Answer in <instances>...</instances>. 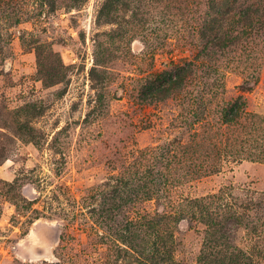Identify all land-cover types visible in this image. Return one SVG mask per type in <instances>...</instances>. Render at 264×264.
I'll list each match as a JSON object with an SVG mask.
<instances>
[{
	"label": "rangeland",
	"instance_id": "1",
	"mask_svg": "<svg viewBox=\"0 0 264 264\" xmlns=\"http://www.w3.org/2000/svg\"><path fill=\"white\" fill-rule=\"evenodd\" d=\"M0 264H264V0H0Z\"/></svg>",
	"mask_w": 264,
	"mask_h": 264
},
{
	"label": "trees",
	"instance_id": "2",
	"mask_svg": "<svg viewBox=\"0 0 264 264\" xmlns=\"http://www.w3.org/2000/svg\"><path fill=\"white\" fill-rule=\"evenodd\" d=\"M73 1L79 3L84 0H73ZM59 75H60L59 68H54L53 71L48 72V74L45 75V80L48 82V84L57 83L61 79L62 74L61 76Z\"/></svg>",
	"mask_w": 264,
	"mask_h": 264
}]
</instances>
